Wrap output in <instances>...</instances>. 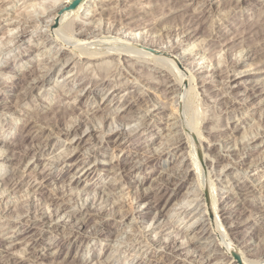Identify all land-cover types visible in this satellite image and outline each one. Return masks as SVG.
I'll return each mask as SVG.
<instances>
[{
    "label": "rangeland",
    "instance_id": "374dc122",
    "mask_svg": "<svg viewBox=\"0 0 264 264\" xmlns=\"http://www.w3.org/2000/svg\"><path fill=\"white\" fill-rule=\"evenodd\" d=\"M3 1L0 51L7 52L0 56V264H100L105 257L110 264H193L201 253V264H238L233 254L241 264V256L264 250V0H81L72 11L66 8L74 0ZM59 1L64 7L56 10ZM67 23L70 31L62 29ZM82 26L87 36L78 38L86 43L62 46L65 52L58 58L67 62L52 66L51 50L60 49L59 40L75 42L69 38ZM23 29L29 34L15 39ZM49 30L60 32L57 39ZM83 47L99 60L83 59ZM130 48L152 56L128 59L129 52L139 57ZM119 50L118 56L107 53ZM172 50L183 77L169 55L158 54ZM158 57L174 70L167 79L159 75ZM235 60V69L226 73V61ZM34 64L50 68L48 75L37 80L35 74L33 84L23 83V73ZM227 77L232 78L228 84ZM163 79L164 87L156 84ZM223 91L228 96L222 99ZM54 112L65 114L63 129L71 119L93 121L105 141L91 147L84 128L75 137L50 132L45 123ZM33 117L38 124L28 127ZM120 121L128 134L115 144ZM195 135L203 139L201 152L192 145ZM108 136L112 139L106 142ZM176 141L180 148L169 147ZM71 145L77 148L69 159ZM82 159L91 162L92 175L72 171ZM9 179L17 185L6 186ZM66 194L81 200H59L66 213L59 212L49 226H41L34 212L18 216L8 208L26 198L39 205ZM141 194L146 197L139 202ZM99 197L132 216L112 217L111 203ZM90 201L106 218L86 212L82 204ZM71 212L89 221L83 229L89 240L79 243L68 229H55L71 222L65 218ZM203 222L214 237H202ZM213 224L227 239L216 235ZM140 231L157 241L155 248L131 251L130 238ZM227 240L235 249L223 260L217 245L226 250ZM181 243L178 257L164 249Z\"/></svg>",
    "mask_w": 264,
    "mask_h": 264
},
{
    "label": "bare ground",
    "instance_id": "6f19581e",
    "mask_svg": "<svg viewBox=\"0 0 264 264\" xmlns=\"http://www.w3.org/2000/svg\"><path fill=\"white\" fill-rule=\"evenodd\" d=\"M203 2V1H202ZM2 3H4V1L3 0H1L0 1V11L2 10L1 8H2ZM55 3V2H54ZM56 5V4H55ZM54 5V6H55ZM64 5V4H63ZM62 4H61V2L59 1V3H58V5H57V7H56V10H58V9H62L64 6H63ZM53 6V7H54ZM34 8V7H33ZM50 9V8H49ZM4 10V9H3ZM52 10V9H51ZM48 11V10H47ZM63 11V10H62ZM62 11H61V13H62ZM45 13V12H44ZM49 13V12H48ZM49 16V15H48ZM53 16H56V14L55 15H53ZM53 16H52V18H53ZM57 16H59V15H57ZM65 16V15H64ZM57 19H59L60 20V16L59 17H57ZM155 21V20H154ZM264 21V20H263ZM262 21V22H263ZM23 25H29V21H26V20H23ZM110 23V22H109ZM153 23V22H152ZM17 25V24H16ZM70 25V24H69ZM68 25V23L65 25V26H62V29L64 30V31H70V26ZM164 25V24H163ZM32 26V25H31ZM61 26V25H60ZM164 27V26H163ZM153 28H155V26L153 27ZM156 28H158V26L156 27ZM168 28V27H167ZM15 29V28H14ZM52 29V28H51ZM61 29V30H62ZM60 30V31H61ZM53 31V30H52ZM52 31H50L49 30V36L52 38V36L54 35V37L57 39V37L56 36H58L59 35V31L57 30V31H54V32H52ZM108 31L109 30H106V32H107V34H108ZM256 31V30H255ZM100 32V31H99ZM103 32H105V30H104V28H103ZM62 33V32H61ZM110 33V32H109ZM261 33V32H260ZM29 34V31H27V30H25V29H23V30H21L20 31V33L19 34H16L15 36H13L15 39H21V38H23L24 36H26V35H28ZM68 34V33H67ZM75 36H72V38H69L70 40H74L75 42H66V40H59V42L60 43H58L59 45H60V49L58 50V49H52L51 50V55H52V58H50V59H53L54 57H55V59H53L52 60V62H53V64H52V66H54V65H56L57 63H60V62H64V63H66L67 61L65 60H63V59H60V58H58V57H61L63 54H64V49L62 48V46L64 47V45H70V46H74L76 43H80V45H81V43H86V42H84L82 39H79L78 37H84L83 39H86V36H87V34L85 33V31H84V28H83V26L82 27H77L76 29H75ZM100 33H98V35H99ZM103 34V33H102ZM183 34V33H182ZM48 35H47V37H48ZM62 35H64L65 36V34H62ZM97 35V34H96ZM104 35V34H103ZM90 36V35H89ZM10 37V36H9ZM45 37H46V35H45ZM91 37V36H90ZM97 37V36H96ZM110 37V36H109ZM95 38V37H94ZM124 38V37H123ZM44 39V38H43ZM92 39V38H91ZM96 39V38H95ZM131 39V38H130ZM141 40V39H140ZM139 40V41H140ZM57 41V40H56ZM55 41V42H56ZM91 41H94V40H91ZM130 41V40H129ZM43 42V41H42ZM58 42V41H57ZM88 42V41H87ZM118 42V41H117ZM123 43V42H122ZM126 43H127V41H126ZM131 42H129V44H130ZM146 43H148V42H146ZM146 43H143V44H146ZM257 43V42H256ZM133 44H135V43H133ZM142 44V45H143ZM149 44V43H148ZM174 44V43H173ZM176 44V43H175ZM264 45V44H263ZM90 46V45H89ZM136 46V45H135ZM143 46H145V45H143ZM142 46V47H143ZM260 46V45H259ZM78 47H79V45H78ZM120 47V46H119ZM141 47V46H140ZM148 47V46H147ZM170 47V46H169ZM263 46H261V48H262ZM70 48V47H69ZM116 49H117V47H115ZM153 48V47H152ZM63 49V51H61ZM71 49V48H70ZM80 49V54L82 55V54H84L85 55V57L86 58H83V59H85L87 62H92V61H95V60H99V58H94V57H96L95 56V53H86V47H83V48H79ZM112 49H114L113 47H112ZM119 49V48H118ZM126 48H124L123 50H125ZM128 49V48H127ZM111 50V49H110ZM123 50H119V53L117 54L116 53V51L115 52H111V51H108L107 53L110 55V56H118V55H120V53H121V51H123ZM167 50V49H166ZM171 50V49H170ZM256 50V49H255ZM263 50V49H262ZM4 51H6L7 52V49L6 50H2L1 49V51H0V56H1V54L4 52ZM114 51V50H113ZM129 51H132V52H134V53H139L138 55H139V57L138 56H136L135 58L133 57V55H131V53L129 52ZM128 52H129V54L127 55V56H125L126 58H128V59H134V60H136V61H140V59H142V61L144 60V59H148L149 57H151L152 55H151V51H141V50H136V49H132V48H130V50H129ZM164 51V50H163ZM160 52V53H158L159 55H164V54H166V55H169L171 58V60L170 61H172L173 62V65H171V66H174L175 68V72L176 73H178V74H180V75H182V77L184 76V74L182 73V72H180L178 69H177V67L174 65V61H176L177 63H178V61L176 60V58H174V54H175V52H174V50H172V51H168V52ZM221 51V50H220ZM260 51V50H259ZM69 52V51H68ZM67 52V53H68ZM125 52H127V51H125ZM158 52V51H157ZM261 52V51H260ZM70 54H72L73 55V53H72V51L71 52H69ZM107 54V55H108ZM80 55V56H81ZM97 55V54H96ZM124 56V55H123ZM135 56V55H134ZM107 57V56H106ZM57 58V59H56ZM156 58V57H155ZM159 59L158 60H156L158 63H159V67L157 68L158 69V71H159V75L160 74H165L164 76H163V78L164 79H167L166 78V75L168 76L169 75V77L171 76L170 74L171 73H173L174 72V70L171 68L170 69V63H169V61L168 60H166V59H163V58H161V57H158ZM236 58V57H235ZM139 59V60H138ZM155 60V59H154ZM214 61V60H213ZM135 62V61H134ZM156 62V63H157ZM185 62H187V61H185ZM193 62V61H192ZM144 63V62H143ZM221 63V62H220ZM226 63H227V65L224 67V68H226V69H224V70H227V72L226 73H229V72H231V71H233L234 69H235V66H236V64L238 63L236 60L235 61H233L232 63H230V62H228V61H226ZM156 65V64H155ZM169 67H168V66ZM216 66H217V64H215ZM225 65V64H224ZM166 66H167V68H166ZM216 66H214V67H216ZM51 67V66H50ZM59 67V66H58ZM93 68V67H92ZM105 68V67H104ZM217 68V67H216ZM215 69L213 68L212 69V72L214 71ZM217 70V69H216ZM49 71H50V68H46V69H44L43 67H40L39 66V64H34L33 65V68H31V69H29L27 72H25V73H23V83H28L29 85L30 84H33L32 83V81L34 80V79H32L31 80V77H34V75H35V78L38 80V79H45V77L48 75V73H49ZM220 71V70H219ZM223 72V71H222ZM221 71H220V73H222ZM37 73H38V75H37ZM210 73V72H209ZM224 73H225V71H224ZM105 74V73H104ZM108 74V73H107ZM215 73L213 72L212 73V75H214ZM219 74V73H218ZM102 76H104L103 74H101ZM179 75V76H180ZM101 76V77H102ZM105 77V76H104ZM185 78V77H184ZM195 78L196 77H192V81L193 82H195ZM152 79V78H151ZM161 80V81H155L156 82V84L157 85H159V86H165L166 85V80ZM176 78H173L172 80L173 81H177V80H175ZM191 79V78H190ZM227 79H228V82H226L227 84L231 81V77H227ZM154 80V79H153ZM36 81V80H35ZM173 81H169L168 83H172ZM224 81V80H223ZM90 82V81H89ZM88 82V83H89ZM153 82V81H152ZM211 82V81H210ZM224 82V83H225ZM92 83H96V81L95 82H92ZM223 83V84H224ZM37 84V83H36ZM173 84H175V82L173 83ZM25 85V84H24ZM226 85V84H225ZM140 86V85H139ZM21 87H24V86H22L21 85ZM30 86H28V88H29ZM225 87H227V86H225ZM27 88V87H26ZM34 88V86H31L30 87V90L31 89H33ZM230 88V85H229V87H228V89ZM79 91V90H78ZM170 91H175V86L174 85H172V87L170 88ZM84 92V88L83 89H80V91L78 92V94H81V93H83ZM223 92H225V91H223ZM176 93V92H175ZM77 96V95H76ZM221 96H222V99L223 98H226V96H228L227 94H226V92L225 93H221ZM77 97H79V96H77ZM179 99V98H178ZM140 101L141 100H139L137 103H140ZM143 101V100H142ZM144 101H145V99H144ZM231 103V102H230ZM227 104V103H226ZM226 106V105H225ZM230 108H231V111H236L237 110V106L236 105H231L230 106ZM166 110V109H165ZM55 111V110H54ZM58 111V110H57ZM56 111V112H57ZM55 113V112H54ZM64 113V112H63ZM38 116V114L36 115V117ZM41 117V116H40ZM42 119V118H41ZM67 118L65 117V114L64 115H62L61 114V112L60 113H58V114H54V117H53V119H52V121H49V122H46L45 123V126L46 127H48V129L47 130H49L50 132H53V133H55V134H57V135H59V136H63V137H68V136H73V137H75V136H77L79 133H80V130H82L83 128H84V130H83V132H86V131H89L88 132V134L86 135L87 137H88V139H89V141H91V142H89V144L91 145V147H96V146H98V145H100L103 141H105V140H103L104 139V137H102L101 136V134L99 135V133H102V132H104V131H101V130H99L97 127H95L93 124H92V122L91 123H87V124H85V123H83L82 121H76V119L74 120V119H71V121H68V124H69V126L67 127V128H65V129H63L62 128V124L65 122V123H67V120H66ZM39 120H37L35 117H33V118H31V119H29V122H30V124L28 125V127H30L31 125H35L37 122H38ZM41 121V120H40ZM47 121V120H46ZM86 121V120H85ZM104 121V120H103ZM124 121H120V123H118V127H119V129L117 128V132H115V136L116 137H118V141H116L115 142V144L116 143H118V142H120V141H122L123 139H124V137L128 134H126V132H128L127 131V129H125L126 127H124L123 126V123ZM39 123H41V122H39ZM43 123V122H42ZM38 124V123H37ZM85 124V125H84ZM135 125V124H134ZM145 125V124H144ZM43 126H44V124H43ZM34 127V126H33ZM209 128V127H208ZM26 131H30V130H26ZM212 131V130H211ZM263 132V131H262ZM27 133V132H26ZM198 133V132H197ZM196 133V134H197ZM23 135V134H22ZM199 135V134H198ZM27 136V135H26ZM197 135H195V141L197 142V144L195 143V141H194V138H192V142H193V146L194 147H196L199 151L201 150V145H200V142L203 140H199V139H201V138H199L198 140L196 139L197 137H196ZM210 137V136H209ZM22 138V137H21ZM20 138V139H21ZM50 138V137H49ZM25 139V138H24ZM110 139H112V137L111 136H108L107 137V140H106V142H108V141H110ZM16 139H14V141H15ZM115 140V139H114ZM205 140V139H204ZM248 140V139H247ZM22 141H23V139L21 140V143H22ZM82 141V140H81ZM191 141V140H190ZM78 142V141H77ZM114 142V141H113ZM209 143V142H208ZM242 143V142H241ZM248 143H249V141H248ZM245 144V145H243L242 146V148L241 149H245L246 147H248L249 146V144ZM75 144V143H74ZM73 144V145H74ZM88 144V145H89ZM73 145H71L70 146V151L68 152V155H67V158H68V156H69V159H70V154L73 152V151H75L76 150V146H73ZM172 145H174V147L175 148H180L181 146H182V144H181V142L180 141H176L174 144H171L169 147H171ZM168 147V148H169ZM193 147V148H194ZM15 148V147H14ZM18 148H19V146H18ZM17 148H15V150H12V151H17L16 150ZM19 150V149H18ZM163 151V150H162ZM91 152V151H90ZM201 152V151H200ZM77 154H79V151H78V153H76L75 155H74V157L77 155ZM237 153H234V154H231V156H233V159H234V157H236L235 155H236ZM230 155V154H229ZM79 156V155H78ZM82 156V155H81ZM230 156V157H231ZM61 157V156H60ZM227 157H229V156H227ZM201 158H202V156H201ZM264 158V157H263ZM204 159V158H203ZM233 159H231V161H233ZM21 160V159H20ZM212 160V159H211ZM74 161H77V159H75ZM93 162V161H92ZM204 162V161H203ZM216 163H220L221 162V159H218V160H216L215 161ZM211 163H212V161H211ZM90 164H91V162L89 161V162H86V160L84 159H82V160H80L79 161V163L78 164H76L75 166H73V169H72V171H76V170H78V169H80L79 171H85V173H84V175H86L87 173H89L94 167H92L91 169H89V166H90ZM241 164H242V162H241ZM252 164H253V162H252ZM72 166V165H71ZM128 168V167H127ZM133 168V167H132ZM197 168V167H196ZM200 169V168H199ZM248 169V168H247ZM130 170V169H129ZM124 171V170H123ZM125 171L126 172H128V169H125ZM238 171V170H237ZM247 171V170H246ZM181 172V171H180ZM93 174V171L92 172H90V174L89 175H92ZM186 174V173H185ZM184 174V175H185ZM171 176V175H170ZM184 177V176H183ZM187 177V176H186ZM184 179V178H183ZM10 181H12L11 179H9L7 182H5V184H7L6 186H9V187H14V186H16L17 184H16V182H15V184H13L12 182H10ZM248 181H250L249 179H248ZM252 182V181H251ZM204 183V182H203ZM255 184V183H254ZM248 185V184H247ZM247 185H245L244 187L245 188H247ZM137 186V185H136ZM253 186V185H252ZM255 187V186H254ZM110 188V187H109ZM210 189V188H209ZM254 191H255V189H253ZM253 191V192H254ZM258 191V190H257ZM210 192V190H208V193ZM100 193V192H99ZM1 195V194H0ZM59 195V194H58ZM212 195V194H211ZM190 196V195H189ZM198 195H195V197H197ZM216 196V195H215ZM146 196L145 195H138V197H137V200L140 202V201H143L144 200V198H145ZM214 197V196H213ZM100 198V197H99ZM212 198V197H211ZM70 200V201H73V202H79L80 200H81V197L80 196H75V195H64V196H62V197H56V198H46L45 200H42L41 202H40V204L39 205H35L34 203H32L33 201H32V199H27L26 198V200L23 202V203H20V204H18V205H11V206H8V208H13V210L16 212V214L18 215V216H22V215H24V214H27V213H31V212H34L36 215H39L40 216V218H39V223H40V225L41 226H49V225H51L52 223H54V219L58 216V213L59 212H62V213H66V208L64 207V206H61V205H59L58 204V201L59 200ZM101 199V198H100ZM99 199V200H100ZM190 199V198H189ZM216 199V198H215ZM215 199H213L214 201H216ZM90 200V199H89ZM101 201H108L109 203H111V206L109 207L110 209L109 210H111V211H113V216L112 217H115V218H120V219H128L130 216H132V215H129L128 213H125V212H121V209H122V206L121 205H117L116 203H114L113 202V200L112 201H110V200H108V199H101ZM193 201H196L195 199L193 200ZM192 201V202H193ZM218 201V200H217ZM85 203V202H84ZM104 203V202H103ZM106 203V202H105ZM216 203V202H215ZM214 203V204H215ZM107 204V203H106ZM119 204V203H118ZM122 204V203H121ZM46 205H48V206H50V207H56V208H58V209H51L50 211H46L45 209H47V208H45L46 207ZM82 205H84L85 206V210H86V212H89V215H91L92 217H94V216H99L100 218L99 219H104V218H106V214H103L102 212H100V211H98V210H96L95 208H94V205H95V203L93 202V201H90V202H87L86 204H82ZM103 205V204H102ZM199 205V204H198ZM243 205V204H242ZM99 206V205H98ZM201 206V205H200ZM216 206V205H215ZM181 207H182V205H181ZM180 207V208H181ZM198 207V206H197ZM101 208V207H100ZM179 208V209H180ZM6 209V208H5ZM107 208H105V210H106ZM199 209V208H198ZM104 211V210H103ZM215 211V210H214ZM68 212V211H67ZM197 212V211H196ZM200 213V211L199 212H197L196 213V215L195 216H197L198 214ZM252 213V212H251ZM29 217V216H28ZM197 217H199V218H196V220H198V219H200V216H197ZM202 217V216H201ZM65 218H67L69 221H71L70 223L69 222H63V223H58V224H56L55 225V229L57 228V229H59V228H63V229H68L69 231H70V233H73L72 234V237H74V239L75 238H77V239H75V241H79V243H81V242H85L86 240H89V238H90V235H88V234H86L85 232H83V229H84V227L88 224V222L89 221H86V220H80V216L78 215V214H76L75 212H71V213H69ZM154 218V217H153ZM203 218V217H202ZM98 219V220H99ZM99 221L98 222V225L99 226H103V221ZM153 220V219H152ZM75 222V223H77V224H75V223H73L72 224V222ZM199 221V220H198ZM201 221V220H200ZM97 223V222H96ZM203 224H204V222L201 224L202 226V229H201V233H202V237H205V238H211V237H214L212 234H211V237L210 236H208L209 235V230H206V226H203ZM207 224V223H206ZM211 224H212V222H211ZM158 225V224H157ZM97 227V226H96ZM212 227H214L215 228V230H216V232H217V234L216 235H218V237L220 238V236H221V238L222 237H225L226 239H227V236H226V233L225 232H222V233H220L219 232V230H217L216 229V226H214V224L212 225ZM230 227V226H229ZM211 228V227H210ZM208 229V228H207ZM211 230V229H210ZM146 232V231H145ZM213 232V231H212ZM95 233V232H94ZM214 233V232H213ZM223 235V236H222ZM184 236V235H183ZM198 236V235H197ZM107 238H111L112 236L111 235H107L106 236ZM217 237V236H216ZM116 238V237H115ZM120 238V237H119ZM134 238V237H133ZM128 239V238H127ZM145 239V240H147L146 242H143V240ZM218 239V238H217ZM216 239V240H217ZM224 239V238H223ZM124 240V239H123ZM130 240H131V242H132V246H133V248L131 249V251H137V252H140V250L142 251V250H144L145 248L148 250V249H150V248H155L156 247V243H157V241L156 240H153V239H147L146 238V234L144 233V231H140V234L137 236V237H135L134 239H131L130 238ZM215 240V241H216ZM231 240V239H230ZM229 240V241H230ZM128 241H129V239H128ZM73 242V241H72ZM130 241H129V243H131ZM217 242V241H216ZM213 243H215V242H213ZM226 245H228L227 247V249H230V250H224V249H222V248H220V246L218 247V245H217V251H219V255H221V259H223V260H226L227 258H229V255L231 254V250H233V249H235V245H233L232 243H228V240L226 241V243H225ZM114 246V245H113ZM183 246V244L181 243L180 245H174L173 247H172V250H167V248L165 247L164 249L166 250V251H170L169 252V254L170 255H173V256H177L178 254L176 253L177 252V250L176 249H178V248H181ZM216 246V245H215ZM119 247V246H118ZM170 247V246H169ZM161 248H163V247H161ZM145 249V250H146ZM146 250V251H147ZM163 250V249H162ZM238 254V253H237ZM246 255V254H245ZM107 256V255H106ZM178 257V256H177ZM176 257V258H177ZM96 258V257H95ZM104 258V257H103ZM103 258H101V259H103ZM205 258V256H204V254L203 253H201V255L199 254V256L197 257V259L195 260V261H193V264H201L202 263V259H204ZM108 259H109V257H105V259L103 260V262H98V263H100V264H110V263H108L107 261H108ZM241 259H242V263L241 264H264V250H262V251H260L259 253H251V255H246V256H244V258L241 256ZM75 262V261H74ZM228 262V261H227Z\"/></svg>",
    "mask_w": 264,
    "mask_h": 264
},
{
    "label": "water",
    "instance_id": "95a60500",
    "mask_svg": "<svg viewBox=\"0 0 264 264\" xmlns=\"http://www.w3.org/2000/svg\"><path fill=\"white\" fill-rule=\"evenodd\" d=\"M81 0H74L73 2H71V4L66 8V11H72V10H75L79 3H80ZM205 197L207 198V192L205 191ZM235 259L237 260V263L240 264L239 262V257L236 255V254H233Z\"/></svg>",
    "mask_w": 264,
    "mask_h": 264
}]
</instances>
